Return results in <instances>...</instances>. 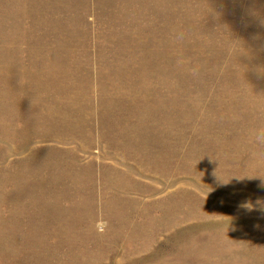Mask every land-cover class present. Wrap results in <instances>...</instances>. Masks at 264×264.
Wrapping results in <instances>:
<instances>
[{
  "label": "rangeland",
  "instance_id": "obj_1",
  "mask_svg": "<svg viewBox=\"0 0 264 264\" xmlns=\"http://www.w3.org/2000/svg\"><path fill=\"white\" fill-rule=\"evenodd\" d=\"M0 264H264V0H0Z\"/></svg>",
  "mask_w": 264,
  "mask_h": 264
}]
</instances>
